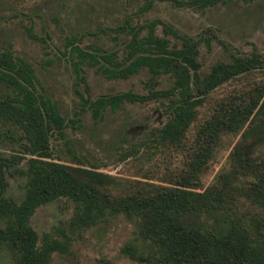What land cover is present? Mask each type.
<instances>
[{"label": "trees", "instance_id": "trees-1", "mask_svg": "<svg viewBox=\"0 0 264 264\" xmlns=\"http://www.w3.org/2000/svg\"><path fill=\"white\" fill-rule=\"evenodd\" d=\"M157 1L198 11L224 2L143 0L122 23L100 31H111L115 38L127 35L120 49L84 44V34L66 36L61 53L84 87L73 118L63 115L45 94L27 60L10 46L0 49V137L12 149L10 154L0 152V249L9 250L17 264H49L54 252L68 251L72 234L118 216L134 227L137 242L123 252L137 264H264V169L253 164L251 146H240L234 153L235 166L205 190H197L200 174L223 134L236 133L248 122L254 131H264V83L250 82L243 91L210 103L219 87L264 72V53L255 49L240 53L218 38L212 27L195 37L159 18L133 22L135 14L147 12ZM213 39L225 58L203 70L199 49L202 43L210 49ZM87 68L114 80L146 71L147 89L91 97ZM161 75L171 79L166 88L157 87ZM149 101H159L166 115L153 131L155 143L186 152V169L181 173L161 182L123 180L85 167L79 159L71 165L53 157L52 137H65L68 126L79 125L82 112L89 111L98 122L125 103ZM203 108V119L188 142L187 132ZM15 172L25 178L19 200L6 194V176ZM62 198L72 203V216L54 234L40 238L30 217L38 207Z\"/></svg>", "mask_w": 264, "mask_h": 264}, {"label": "rangeland", "instance_id": "rangeland-1", "mask_svg": "<svg viewBox=\"0 0 264 264\" xmlns=\"http://www.w3.org/2000/svg\"><path fill=\"white\" fill-rule=\"evenodd\" d=\"M142 4L143 0H0V49L10 46L16 55L27 60L45 94L56 102L63 115L73 118L84 87L61 53L65 37L84 34V44L120 49L127 35L115 38L111 31H100L122 23L126 15L135 13ZM133 18V22L159 18L195 37L212 27L218 38L240 53L254 49L264 53V0H224L204 11L157 1L150 10ZM157 32L161 34L160 26ZM223 58L224 50L216 39L211 41L210 49L201 44L199 61L203 70ZM86 76L91 97L126 90L145 92L149 77L142 70L127 79H107L94 68H87ZM157 81L158 88H166L171 79L161 75ZM250 82L264 83V72L257 71L219 87L210 95V103L243 91ZM204 111L205 108L201 109L198 121L189 128L188 142L203 119ZM165 120L159 101L125 103L115 112L107 111L98 122L89 111H84L78 126L66 128L65 137L57 134L52 137L53 157L71 165H76L79 159L85 167L97 168L123 180L161 182L168 175L174 177L186 169L184 150L158 146L154 141V129ZM252 125L248 122L236 133L221 136L207 161V169L200 174L197 190H205L221 173L231 170L236 163L234 153L242 145L251 146L253 164L264 169V131H254ZM11 151L10 145L0 137V152L10 154ZM6 178V194L19 200L24 193L25 178L17 172ZM72 214V203L62 198L38 207L30 217V225L41 238L65 226ZM72 235L68 251L54 252L49 264H101V259L116 264H137L123 252L128 244L137 241L133 225L122 216L109 217ZM0 264H17V260L9 250L1 248Z\"/></svg>", "mask_w": 264, "mask_h": 264}]
</instances>
